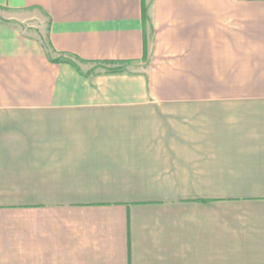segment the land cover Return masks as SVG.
I'll use <instances>...</instances> for the list:
<instances>
[{"label": "crops", "instance_id": "obj_1", "mask_svg": "<svg viewBox=\"0 0 264 264\" xmlns=\"http://www.w3.org/2000/svg\"><path fill=\"white\" fill-rule=\"evenodd\" d=\"M0 16V264H264V0Z\"/></svg>", "mask_w": 264, "mask_h": 264}, {"label": "rangeland", "instance_id": "obj_2", "mask_svg": "<svg viewBox=\"0 0 264 264\" xmlns=\"http://www.w3.org/2000/svg\"><path fill=\"white\" fill-rule=\"evenodd\" d=\"M2 18L0 16V19H2ZM17 26L20 27L21 29H23L24 31H27V33L29 31L30 33L33 34V32L37 30V21L29 20V21H26V22L17 23Z\"/></svg>", "mask_w": 264, "mask_h": 264}, {"label": "trees", "instance_id": "obj_3", "mask_svg": "<svg viewBox=\"0 0 264 264\" xmlns=\"http://www.w3.org/2000/svg\"><path fill=\"white\" fill-rule=\"evenodd\" d=\"M58 62V61H57Z\"/></svg>", "mask_w": 264, "mask_h": 264}]
</instances>
